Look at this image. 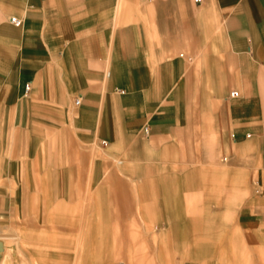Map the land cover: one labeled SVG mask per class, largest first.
I'll return each mask as SVG.
<instances>
[{
    "label": "crops",
    "instance_id": "obj_1",
    "mask_svg": "<svg viewBox=\"0 0 264 264\" xmlns=\"http://www.w3.org/2000/svg\"><path fill=\"white\" fill-rule=\"evenodd\" d=\"M82 198L134 264L264 250V0H0V227Z\"/></svg>",
    "mask_w": 264,
    "mask_h": 264
},
{
    "label": "rangeland",
    "instance_id": "obj_2",
    "mask_svg": "<svg viewBox=\"0 0 264 264\" xmlns=\"http://www.w3.org/2000/svg\"><path fill=\"white\" fill-rule=\"evenodd\" d=\"M75 202L79 205L72 209L70 221L44 222L38 226L37 231L42 237L35 236L34 222L20 224L18 216L11 218L7 229L0 227V241L3 243L2 250L0 249V264H105L107 259H110L112 264H129L131 253L134 264L137 260L134 255V222L96 224L84 221L89 218V207L83 206L82 203L88 200L82 198ZM59 219L66 220V215L60 216ZM108 234L117 235V238H106ZM6 242L11 243L12 247L9 248ZM13 242L20 245L19 252ZM98 243L100 247H94ZM115 243L117 247L115 250L112 248V253L110 246ZM36 248L42 250V259L34 254ZM245 251L246 254L219 255L218 264H264V250L251 244ZM238 252H243V249Z\"/></svg>",
    "mask_w": 264,
    "mask_h": 264
},
{
    "label": "built area",
    "instance_id": "obj_3",
    "mask_svg": "<svg viewBox=\"0 0 264 264\" xmlns=\"http://www.w3.org/2000/svg\"><path fill=\"white\" fill-rule=\"evenodd\" d=\"M196 1H198V0H196ZM10 21H11V23L15 24L16 26H20L22 24V20H20V19H18L16 17L11 18ZM26 91H29V86L26 87ZM231 95L233 97H237L238 96V92H232ZM75 103H76V105L80 104V100L77 99Z\"/></svg>",
    "mask_w": 264,
    "mask_h": 264
},
{
    "label": "bare ground",
    "instance_id": "obj_4",
    "mask_svg": "<svg viewBox=\"0 0 264 264\" xmlns=\"http://www.w3.org/2000/svg\"><path fill=\"white\" fill-rule=\"evenodd\" d=\"M17 238H18V237H17ZM20 239H21V238H20ZM22 241H23V240H22ZM6 243H7V242H6ZM13 243H15V242H13ZM21 244H22V243H21ZM14 245L17 247V252H19V246H20V245L18 244V242L15 243ZM7 246H8L9 248L12 247L11 243H9V242L7 243ZM7 246H6V247H7ZM1 250H2V249H1ZM10 251H11V250H10ZM22 251H23V250H22ZM79 251H80V250H79ZM6 253H7V252H6ZM20 253H21V252H20ZM22 253H24V252H22ZM4 254H5V253H4ZM13 255L15 256V254H13ZM16 255H17V254H16ZM23 257H24V256H23ZM40 257H41V256H40ZM16 258H17V257H16ZM16 258H15V259H16ZM13 259H14V258H13ZM40 259H41V258H40ZM131 259H132V258H131ZM24 260H25V259H24ZM26 260H27V259H26ZM13 261H14V260H13ZM129 261H130V260H129ZM18 262H20V261H18ZM18 262H17V263H18ZM25 262H26V261H25ZM28 262H29V261H27L26 263H28ZM33 262H36V261H33ZM104 262H105V260H104ZM130 262H131V261H130ZM130 262H129V263H130ZM20 263H21V262H20ZM36 263H37V262H36ZM3 264H7V262H4ZM14 264H15V263H14ZM18 264H19V263H18ZM131 264H132V263H131Z\"/></svg>",
    "mask_w": 264,
    "mask_h": 264
}]
</instances>
